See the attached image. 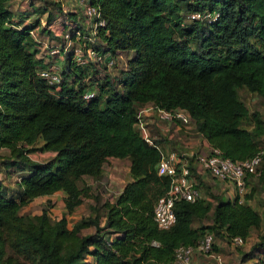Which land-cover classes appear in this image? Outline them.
I'll use <instances>...</instances> for the list:
<instances>
[{
  "label": "trees",
  "instance_id": "16d2710c",
  "mask_svg": "<svg viewBox=\"0 0 264 264\" xmlns=\"http://www.w3.org/2000/svg\"><path fill=\"white\" fill-rule=\"evenodd\" d=\"M9 3L0 0V149L8 150L5 160L22 174L14 196L4 192L0 179V264H173L175 247H194L207 232L232 242L253 230L256 238L247 250L239 249V263L259 256L252 264H262L264 218L246 202L253 188L244 201L212 190L209 198L175 200L174 222L156 226L152 207L169 179L154 170L159 141L147 143L135 124L146 103L182 108L209 147L231 160L259 154L261 163L264 150L255 137L264 134V115L251 111L253 125L245 127L248 111L238 89L264 100V0H90L105 20L90 45L113 63L79 64L67 52L57 84L37 71L51 63L48 50L61 48V36L45 27L48 17L35 36L38 21L15 22ZM29 3L40 12L46 3L54 6L71 37L72 26L88 33L81 12L62 11L55 0ZM190 12L200 16L190 18ZM205 12L210 18L201 17ZM43 35L47 56L40 48ZM121 52L128 56L118 75L111 74ZM90 85L93 96L82 98ZM33 150L53 154L36 161L28 155ZM108 157H127L129 178L112 200L97 199L90 206L94 214L68 226L66 215L90 197V185L79 187L77 180L101 176ZM188 167L195 175L194 166ZM211 185L209 190L216 188ZM54 192L62 194L58 219L44 209L18 213L34 197ZM88 227L93 230L80 233Z\"/></svg>",
  "mask_w": 264,
  "mask_h": 264
},
{
  "label": "built area",
  "instance_id": "2783aa9c",
  "mask_svg": "<svg viewBox=\"0 0 264 264\" xmlns=\"http://www.w3.org/2000/svg\"><path fill=\"white\" fill-rule=\"evenodd\" d=\"M67 1L72 6L70 11H79L85 18L84 22L88 33H81L80 29L72 26L74 28L72 32L74 36L71 37L69 29H63L61 32V52H70L73 60L79 64H84L91 60L96 63L103 62L110 68L113 63L110 55H103L90 45L97 38L95 35L97 27L105 23V20L100 17L97 7L91 4L90 0ZM199 16V12L189 13L190 18ZM201 17L210 18V14L205 12L202 13ZM55 52L58 53L59 48L52 47L48 50V54L51 57ZM56 64L51 62L46 68H41L37 71L38 75L49 84H57L60 81L59 68ZM94 92L95 87L90 85L82 92V98L88 99L93 96ZM147 115H151V122L159 127L167 139H171L172 135L165 129L166 125L172 124L173 129L177 130L182 126L192 125L191 117L182 108L164 109L156 107L152 103H146L138 110L135 125L142 138L149 144L152 142V135L147 125L149 123ZM160 126H165V128ZM156 148L158 150V159L154 165V170L157 175H165L169 179L167 190L155 200L152 207V219L158 228H168L174 222L172 207L175 200L193 201L200 196L199 189L193 182L187 158L184 155H188L194 160L195 175L196 172H206L213 181L228 185L232 195L230 199L237 196L238 201L242 199L246 177L248 175L255 176L258 173L257 166L261 161L259 154L242 160H231L223 156L217 148L209 147L208 145L198 152L165 150L166 148L163 149L158 145ZM213 238V233L207 232L194 247L190 245L175 247L173 250V264H191V255L194 251L205 255L209 254ZM241 241L239 237L232 238L234 244H240Z\"/></svg>",
  "mask_w": 264,
  "mask_h": 264
},
{
  "label": "rangeland",
  "instance_id": "374dc122",
  "mask_svg": "<svg viewBox=\"0 0 264 264\" xmlns=\"http://www.w3.org/2000/svg\"><path fill=\"white\" fill-rule=\"evenodd\" d=\"M61 5L62 11H70L72 9V6L70 5V2L67 0H55ZM16 7L19 9H23L21 3L22 0L16 1ZM19 2V4H18ZM36 3H40L39 0H36ZM40 5V4H39ZM45 5V4H44ZM49 5V4H48ZM52 6V5H51ZM27 10V9H25ZM49 10V12H48ZM43 15H38L36 20H39V26L36 29H33L32 33L36 35L38 34V30L41 26H44L45 20L48 17L49 23L47 25L45 24V27H49L50 30H52L53 33H57V35L61 36V32L64 28H62V14L57 13L55 9L50 7ZM42 12V11H41ZM37 12L34 13L32 17H36ZM32 20V18H30ZM67 29V28H66ZM41 43V53L44 56L46 55L47 51V38L46 36H39ZM59 39V38H58ZM61 39V38H60ZM62 41L60 40V45ZM67 52H61L59 49V52H55L52 57L49 58L51 62L57 63V67L60 69L61 64L63 62V58L65 57L64 54ZM128 56V53H122L120 54L115 60V67H112V73L118 75L119 68L124 64L125 57ZM238 95L239 98L243 101L244 105L247 108L248 116L243 121V125L247 128H251L253 125V121L251 118V111L256 110L259 114L264 115V100L261 99L258 95H256L253 92H249L244 88L238 89ZM146 117L149 118V123L147 124L149 127V130L151 132L152 138L157 139L159 141L158 145L165 149L166 147H170L173 150L180 152L178 149L174 147L175 137H171V139H165L166 141L161 140L160 135H162V132L160 131L159 127L155 125L153 122H151L152 117L151 115H147ZM182 130L184 129L186 131L185 135L189 137L198 138L194 131L193 126L191 124H188L186 126L180 127ZM164 132V130H163ZM165 133V132H164ZM259 149L264 150V134L258 137H255ZM160 142H163L160 143ZM166 150V149H165ZM198 152V151H197ZM195 152V153H197ZM52 152L50 151H40V150H33L28 153L29 157L32 160L36 161H44L52 156ZM8 155V150L6 148L0 149V179L4 186V192L8 194L10 192L12 196H14V188H15V182L18 181L20 175L22 174V171L17 169V166L15 164H10L8 161L5 160V158ZM187 158V162L190 165L194 164V160H192V157H189L188 155H184ZM127 157L115 159L111 161H106L103 164V172L101 176L98 178H91L88 176H83L80 180H77V185L81 187L83 184H89L90 185V197L84 198L80 204H78L75 209L70 213L66 215V220L68 226H71V224L77 220L81 216H86L88 214H94L95 211L90 209V206L95 202L97 199L99 202H102L106 199L112 200L113 196L116 194V192L120 189L122 184L129 178L128 176V170H127ZM129 161V160H128ZM204 173V178H198L196 175H192L193 182L199 189L200 196L206 195L207 198H209V195L207 194L208 191L211 192V190L217 194L223 193L220 191V188L216 186L214 188L211 185V188L214 189H208L209 181L207 179H210V176L206 173ZM259 174H262V179L259 180L257 177ZM253 188L252 196L251 198L247 199L249 200L250 204L257 212L261 214V217L264 218V157L262 158V162L258 166V173L255 176H250L245 180L244 183V192L242 194L241 201H244L243 196L244 194H247L249 192V189ZM231 193V191L229 192ZM225 194V193H224ZM227 194V193H226ZM224 196H227V195ZM231 195V194H230ZM61 192H54L48 195H42L37 196L31 199L27 204L21 206L18 210L19 214L23 215H29L32 216L34 214L40 213L43 209L48 214L49 218L51 220L58 219L60 215L63 212V203L61 201ZM93 197V198H92ZM92 199L94 201H92ZM99 211H102V208H98ZM98 212V211H97ZM205 221V219H204ZM207 221V220H206ZM93 228L88 227L85 229H82L80 233H87L91 232ZM263 230V225H261L260 231ZM257 234V230H253L250 234L251 238H254ZM251 240V239H250ZM248 249V248H247Z\"/></svg>",
  "mask_w": 264,
  "mask_h": 264
},
{
  "label": "crops",
  "instance_id": "0c3cea01",
  "mask_svg": "<svg viewBox=\"0 0 264 264\" xmlns=\"http://www.w3.org/2000/svg\"><path fill=\"white\" fill-rule=\"evenodd\" d=\"M16 1H18V0H10L9 9L14 13V15H13L14 21L17 22L19 19H22V21H23L22 24L29 23L32 20L33 21L36 20L38 15H43L50 7H52L54 9V6H51V4L48 5V3H46L45 8L43 9L42 12H40L39 10L37 11V10L32 8V5L29 3V0H22L21 5L24 8L18 10V8L16 7V3H17ZM39 2H40V0H39ZM18 4H19V2H18ZM39 4L36 3V0H33V5L35 7L40 6ZM25 9H27V10H25ZM35 12H37L36 17H32ZM48 12H49V10H48ZM19 15H21V16H19ZM30 18H32V20H30ZM37 21H38V24H37V27H38L39 26V20H37ZM45 22H46V20H45ZM122 53H126V52H121V53H119V55ZM160 127L165 128V126H163V127L160 126ZM165 129L168 132H170L172 137L173 136L175 137V139H173L175 141L174 147L181 152L182 151H187V152L202 151L207 145L200 136L199 137L197 136L198 138L186 136L185 135L186 131L184 129L183 130L181 128H179L178 130L173 129L172 124L166 125ZM168 149L171 150L172 148L167 147L166 150H168ZM115 159H120V158H115V157H108L107 158L108 161L115 160ZM126 162H127V170H128L129 161L126 160ZM196 174H197L198 178H204L205 177L203 172H196ZM207 180L211 184H213L214 187L218 186L220 188V191L223 192V193H220L223 196L227 193L226 194L227 196H224V197L230 199V197L232 195H230L231 193H229L231 191V189L228 187V185H223L219 182L213 181L212 179H207ZM246 202L249 205H251L249 200H246ZM255 238H256V236H255ZM253 241H254V238H251L250 235L244 241H241L240 244H234L233 242H227L223 239H220V238L214 236L213 243L211 246V252L209 254L205 255V254H202L198 251H194L193 254L191 255V264H252L253 262H255L257 260V257L259 258V256H257L256 258H251V259H248L246 261L239 263V252L238 251H239V249L247 250V248L249 247V245ZM262 258H263L262 264H264V256H262Z\"/></svg>",
  "mask_w": 264,
  "mask_h": 264
}]
</instances>
